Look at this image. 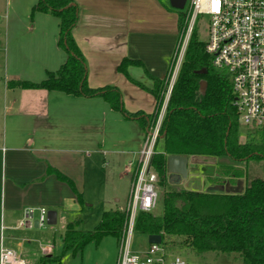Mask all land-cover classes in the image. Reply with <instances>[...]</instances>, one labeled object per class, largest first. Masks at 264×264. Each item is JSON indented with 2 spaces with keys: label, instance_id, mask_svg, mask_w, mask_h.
Masks as SVG:
<instances>
[{
  "label": "crops",
  "instance_id": "0c3cea01",
  "mask_svg": "<svg viewBox=\"0 0 264 264\" xmlns=\"http://www.w3.org/2000/svg\"><path fill=\"white\" fill-rule=\"evenodd\" d=\"M75 1L78 18L73 35L87 63L88 85L115 86L128 112L154 114L157 100L146 89H152L154 81L145 69L159 79L169 76L182 37L179 13L165 0ZM37 2L0 0L5 19L0 29V254L2 249L11 250L25 264L29 260L40 264L46 256H62L60 264H85L84 249L62 254L63 235L61 254L56 255V243L38 230L45 226H35L40 208L56 213L54 226L60 223L63 230L68 226V214L82 209L55 171L70 178L83 197L82 187L96 159L103 158L106 167L111 161L113 170L122 169L132 182L146 133L138 120L114 110L102 97L9 85L12 81L39 83L66 61L67 55L58 45L59 20L34 11ZM124 59L138 60L145 69L130 66L127 75L120 73L118 66ZM169 96L166 93L164 111ZM240 141L244 143L241 136ZM192 158L200 166L191 170L189 187L202 191L204 182L203 191H207L213 185L201 173L216 171L222 160ZM130 162L135 168L129 167ZM28 209L34 210V219L22 226ZM55 231L51 227L47 234Z\"/></svg>",
  "mask_w": 264,
  "mask_h": 264
},
{
  "label": "trees",
  "instance_id": "16d2710c",
  "mask_svg": "<svg viewBox=\"0 0 264 264\" xmlns=\"http://www.w3.org/2000/svg\"><path fill=\"white\" fill-rule=\"evenodd\" d=\"M33 10L58 18V45L67 58L56 72H49L39 83L12 81L9 85L87 98L102 97L114 110L129 119L138 120L147 135L162 110L170 74L159 79L151 76L142 62L124 59L118 71L127 75L130 66L144 68L154 81V87L148 89L137 81L133 82L146 88L157 100L156 112L152 115L130 113L124 108L123 96L118 88H91L88 85L87 63L73 35L78 18L76 1L38 0ZM188 15L189 11L179 13L181 36L185 35ZM175 62L176 58L173 65ZM240 133L234 105L233 77L228 70L213 64L205 42L197 39L196 31H193L169 96L151 164L159 175L158 184L163 186L168 174L169 156L219 157L222 163L214 175L208 176V182L213 186L207 191L182 189L165 192L161 200L162 214L139 211L134 231L147 237L162 236L163 245L169 249L183 245L198 255L210 252L238 254L243 264H264V180L252 179L243 192L228 193L223 190L226 183L234 185L245 178L246 171L238 162L264 158V136L242 143ZM55 174L69 186L83 206V195L74 182L58 171ZM127 222L126 210L110 209L103 212L99 224L92 231L79 230L70 223L63 236L62 254L70 250L77 253L88 243H99L107 236L120 241ZM61 258L46 256L40 264H60Z\"/></svg>",
  "mask_w": 264,
  "mask_h": 264
},
{
  "label": "built area",
  "instance_id": "2783aa9c",
  "mask_svg": "<svg viewBox=\"0 0 264 264\" xmlns=\"http://www.w3.org/2000/svg\"><path fill=\"white\" fill-rule=\"evenodd\" d=\"M187 36L181 45L169 77L168 94L176 81L190 36L196 30L200 17L207 19L206 51L213 57V64L228 70L233 77L234 105L239 125L245 127L244 143L264 136V0H187ZM165 111L162 108L156 123L149 129L139 152V161L132 174L130 202L126 209L128 222L120 243L118 264H191L174 253L163 243L148 244L141 253L130 249V239L139 211L153 212L158 205L156 189L159 175L152 167L155 144L159 137ZM36 222L44 227L48 211L40 208ZM33 209L25 211V226L34 219ZM1 264H25L15 252L2 249Z\"/></svg>",
  "mask_w": 264,
  "mask_h": 264
},
{
  "label": "rangeland",
  "instance_id": "374dc122",
  "mask_svg": "<svg viewBox=\"0 0 264 264\" xmlns=\"http://www.w3.org/2000/svg\"><path fill=\"white\" fill-rule=\"evenodd\" d=\"M167 1L170 4L169 0ZM175 13H183L186 14L189 11V2L187 1L184 9L177 10L173 9ZM4 12L0 9V29L1 26L4 24ZM187 23V22H186ZM196 36L202 42H205L208 38L207 35V19L204 17H200L196 24ZM187 36V32L185 31V35L181 37L180 40V47L183 44L185 38ZM179 47V49H180ZM240 136L242 138L245 137V127L241 125L240 127ZM215 161L219 162L222 159L219 157H210ZM107 161H110L108 157H106ZM93 169L91 170V176L86 179L85 185H83L84 191V205L82 209L76 213H70L67 216V225L70 223L75 224V226L79 230L83 231H92L96 228L99 224L102 214L104 211H108L110 209H121L126 210L129 202H130V195L132 189V182L131 178L128 175L123 173V170L115 171L110 166L106 167L104 165L103 158L93 160ZM225 162H228L225 160ZM241 166L245 171L246 175L245 178L240 180L238 184H234L231 187L228 183L225 185V192L228 193H237L243 192L245 187L249 184L252 179L258 178L264 180V158L259 160H249L237 163ZM200 164L192 157L189 158V174L188 179L191 176V170L194 168L198 170ZM219 168V167H218ZM217 168V169H218ZM216 171L209 170L203 171L201 173V177L207 181L208 176L214 175ZM187 180L182 179L179 175H171L167 174L165 179V183L163 186L157 185L156 189L159 194L158 205L155 210L152 212L154 214L160 215L162 214V197L164 196L165 192L169 190H193V186L190 188ZM203 188L201 190H205L207 184L202 182ZM221 190V191H223ZM62 224L57 223L55 226H50L48 223L45 225V228L38 229L39 231H43L45 233L46 238H50L52 243H56V255H60L61 248H60V241L61 236L64 235L66 229L61 228ZM51 227L56 228V231L51 235L47 234ZM49 235V236H48ZM45 238V239H46ZM63 239V237H62ZM104 239H107V242L103 243ZM99 243L93 241V244L90 246L88 243L85 247V264H118L119 255H120V243L117 238L113 236H107ZM46 243V242H44ZM148 246V237L145 235L138 234L136 232L133 233L130 239V249L134 253H141L147 249ZM60 249H59V248ZM170 250L174 253L175 256L182 258L184 261L189 262L191 264H243L239 259L238 254H224V253H217V252H210L204 255H198L193 249L185 248L182 246L180 247H171ZM39 258V252L37 253ZM28 264H38L37 261H28ZM71 264H79V262H73Z\"/></svg>",
  "mask_w": 264,
  "mask_h": 264
},
{
  "label": "water",
  "instance_id": "95a60500",
  "mask_svg": "<svg viewBox=\"0 0 264 264\" xmlns=\"http://www.w3.org/2000/svg\"><path fill=\"white\" fill-rule=\"evenodd\" d=\"M187 0H170V4L174 9L182 10L184 9ZM203 88L205 87V83L202 84ZM189 166V159L187 157L182 156H169L167 169L168 173L171 175H179L182 179H188V170ZM56 223V213L49 212L48 213V224L54 225ZM37 226V222L35 223ZM162 243V236L160 235H151L148 236V244H161Z\"/></svg>",
  "mask_w": 264,
  "mask_h": 264
}]
</instances>
